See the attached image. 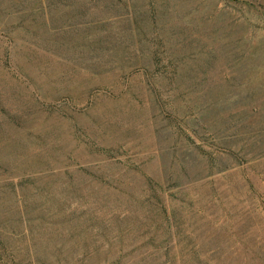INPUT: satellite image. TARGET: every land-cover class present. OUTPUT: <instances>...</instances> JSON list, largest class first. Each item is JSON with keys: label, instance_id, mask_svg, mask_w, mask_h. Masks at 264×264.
Listing matches in <instances>:
<instances>
[{"label": "rangeland", "instance_id": "rangeland-1", "mask_svg": "<svg viewBox=\"0 0 264 264\" xmlns=\"http://www.w3.org/2000/svg\"><path fill=\"white\" fill-rule=\"evenodd\" d=\"M0 264H264V0H0Z\"/></svg>", "mask_w": 264, "mask_h": 264}]
</instances>
